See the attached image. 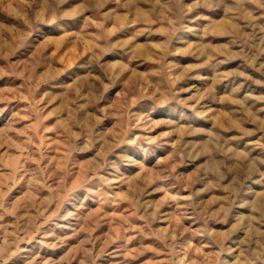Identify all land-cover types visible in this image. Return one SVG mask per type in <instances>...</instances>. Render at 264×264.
<instances>
[{
    "label": "rangeland",
    "instance_id": "1",
    "mask_svg": "<svg viewBox=\"0 0 264 264\" xmlns=\"http://www.w3.org/2000/svg\"><path fill=\"white\" fill-rule=\"evenodd\" d=\"M0 264H264V0H0Z\"/></svg>",
    "mask_w": 264,
    "mask_h": 264
}]
</instances>
